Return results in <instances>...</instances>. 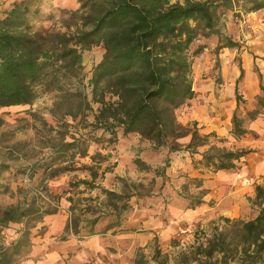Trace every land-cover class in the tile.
<instances>
[{"label": "trees", "instance_id": "trees-1", "mask_svg": "<svg viewBox=\"0 0 264 264\" xmlns=\"http://www.w3.org/2000/svg\"><path fill=\"white\" fill-rule=\"evenodd\" d=\"M37 3L38 0L15 2L0 19V110L31 106L40 93L61 91L62 80L79 76L82 52L100 46L104 53L91 72L89 85L93 101L99 104L95 123L109 138L107 147H102L104 153L97 151L89 157L84 140L72 137L70 142L64 138L49 141L50 151L44 162L37 161L11 173V180L19 174L31 181L40 172L37 182L29 187L19 185L14 192L1 181L2 172H9L10 167L0 164V194L16 197L13 204L0 205V264H18L29 255L33 240L45 233L44 217L57 214L62 198L69 203L62 241L69 236L84 239L114 234L121 228L132 209L128 201L133 195L128 189L140 196L139 186L125 182L124 191L116 193L96 183L109 170L101 165L111 157L117 132L122 137L136 135L155 151L183 150L191 158L199 154L201 160L194 163V168L214 173L237 169L240 160L252 152L211 145L209 138L224 140L213 132L200 134L196 123L181 125L175 111L194 97L192 62L204 49L197 42L214 37L216 53L222 49L239 50L240 44L222 33L221 18L237 9L245 14L257 12L264 9V0H184L182 4H170L169 0H78L79 8L69 14L72 23L65 22L66 32L32 31L30 16L37 13L33 8ZM255 70L260 94L255 97L253 109L247 110L241 108L244 100L237 88L244 74L239 68L230 130L235 139L249 132L250 122L264 118V75ZM87 109L89 103L83 100L64 115L76 120ZM4 124L0 118V131ZM186 138L187 143L179 142ZM202 147L208 149L200 153ZM76 157H88L91 164L78 165ZM134 163L140 170L148 169L140 159ZM73 172L86 173L89 179L70 180L60 195L53 194L49 181ZM192 181L201 188L202 180ZM80 185L86 191L99 189L104 199L82 196L85 192L78 190ZM253 190V198H248L258 209L253 219L221 217L227 227L220 230L214 226L211 235L204 234L202 239L195 233L193 245L180 253L176 264H264V183L255 184ZM205 193L201 189L191 197L189 208L201 205ZM10 224L20 228L6 242L4 232ZM39 225L40 231H34ZM150 260L154 264L168 263L154 248L150 258L137 252L133 264H152Z\"/></svg>", "mask_w": 264, "mask_h": 264}, {"label": "rangeland", "instance_id": "rangeland-1", "mask_svg": "<svg viewBox=\"0 0 264 264\" xmlns=\"http://www.w3.org/2000/svg\"><path fill=\"white\" fill-rule=\"evenodd\" d=\"M20 1L22 0H0V19L12 7L13 3ZM169 2L170 4H182L184 0H169ZM33 8L37 10V13L30 16L29 25L32 31L48 29L66 32L65 22L72 23L69 14L79 8V3L78 0H38L37 5H34ZM220 27L224 35L240 44V49H222L216 53V38L200 39L197 42V44L204 45V49L192 62L194 97L175 111L176 120L183 126L196 123L199 130L205 127L208 130L216 129L219 123H215L212 119L220 109H222V113L217 119L219 122H223L222 127L228 126L226 120L233 113L230 110L229 101L234 99V87L239 77V68L243 69L244 74L237 88L244 103H247L246 98L250 97L249 91L252 85L256 86L259 80L255 69L264 75V9L248 14L239 9L229 12L221 18ZM70 30L72 31V29ZM103 53L104 50L100 46L83 51L81 54L82 69L79 76L62 80L61 91L53 90L48 93H40L31 106H15L0 110V118L5 123L0 131V164L10 167L9 172H2L1 181L8 183L11 192H14L19 185L29 187L32 183L37 182L36 179L39 178L40 172L31 181L25 175L19 174L16 180H11V173L19 168L23 170L31 163L44 162L50 151L48 143L51 140L64 138L65 142H70L74 137L80 141L84 140L88 157L97 151L104 153L102 147H107L109 135L99 127V124L95 123L94 118L98 114L99 104L93 101L92 88L89 85L91 72L101 60ZM66 94L68 98H62ZM108 99L109 96L106 94L105 100ZM83 100L89 103L90 109L82 112L76 120L64 115L68 109H75L76 105ZM218 100L225 106H221V103L218 102L217 108H214V101ZM253 100L255 105V97ZM241 108L244 109V104ZM31 113H34V116ZM206 132L208 131H199L200 134H207ZM220 132L227 137L226 140L220 142L218 139L209 138V143L217 147L234 148V141L227 135V129L224 128ZM117 140L111 157L101 165L102 168L108 166L109 170L104 179L96 183L102 189L116 193L124 191L125 182L127 185L139 186L137 193L140 196H135L134 190L128 189L133 196L128 201L132 209L126 217L140 209L158 205L164 209L163 215H165L172 200L184 199L190 202L191 197L199 194L200 190L196 189L192 179L202 180V178L199 175L189 176L191 171L186 170L182 165L185 158L189 160L187 152L181 150L168 153L166 148L155 151L152 150L149 142L140 139V137L136 135L122 137L120 132H117ZM179 142L185 144L188 139H182ZM206 149L208 147H202L199 151ZM174 153L178 163L172 156ZM88 157L84 159L76 157L75 161L78 165H90ZM135 159L144 162L148 169L137 168L134 163ZM190 161L192 166L194 162H197L192 159ZM252 167L253 165L245 168L240 176L241 186L244 185V187L241 194L243 195L242 204L239 203L238 207L243 213V217L240 219L244 220L252 218L258 210L250 205L245 186L250 187L254 180L257 181L260 180V177H264V169L263 171L255 169L254 172H251ZM205 172L199 173L208 174L212 178V174ZM251 173L254 176L259 175L257 178L249 179ZM246 178L247 180H245ZM77 179H89V177L83 172H73L49 181L48 187L53 194L60 195L67 189L70 180L77 181ZM263 183L264 179L261 184ZM78 190L85 192L82 195L84 197L91 196L99 201L104 199L103 194L97 188L86 191L85 187L80 185ZM15 201L16 197L0 194V205L3 207L13 204ZM215 204L216 201L211 200L208 204L210 209L207 208L208 211L204 212L205 216L199 217V220H189L181 224L182 232H178L170 242L171 248L160 250V252L163 251L161 256L167 258V264H176L180 261V253L187 252L193 245L195 233L202 239L204 234L211 235L214 226L220 230L227 227L220 218L206 215L207 212H212ZM68 206L69 203L65 198H62L58 211L67 210ZM234 214L235 210L233 213H227L229 216ZM41 226L39 225L34 231H40ZM44 227L45 233L33 240L35 249H38L33 251H38L37 254L29 253L28 256L20 259L18 264H41L53 252L57 255L51 264H110L108 252L114 253V250L109 246L106 248V253L99 254L95 249L102 246V243L94 242L91 237L78 239L69 236L66 241H62L63 228L61 230L54 229L50 224H45ZM19 228L20 225L10 224L4 232L5 241L9 242L13 239ZM142 253L150 258L153 249L142 251Z\"/></svg>", "mask_w": 264, "mask_h": 264}, {"label": "crops", "instance_id": "crops-1", "mask_svg": "<svg viewBox=\"0 0 264 264\" xmlns=\"http://www.w3.org/2000/svg\"><path fill=\"white\" fill-rule=\"evenodd\" d=\"M247 62H249L248 59ZM259 94L260 89L258 80L256 86L252 85L249 91L250 97L246 98L247 103H244V108L247 110L253 109V97H256ZM218 102L221 103L219 100L214 101V108H217ZM222 105L225 106L221 103V106ZM229 106L230 110L234 111L236 108L235 99L229 101ZM221 111L222 109L218 110L217 114L214 115L212 119L215 123H219V126H217L216 129L208 130L207 127H205L199 131H208L206 132L207 134L213 132L218 136V138L226 140L227 137L220 132L222 129L226 128L227 135L234 141L235 149H246L251 150L252 152L240 160L237 164V169L229 171L222 170L215 173L205 168H194V164L192 166L191 163H189L191 162L190 160H197L198 162L201 160V156L199 154H195L191 158L187 152L186 155L189 156V160L185 158L182 165H184L186 170L191 171L189 176L199 175L202 178L201 188H196L200 191L201 189L206 190L205 195L202 197V204L194 208H189V201L184 199H179L177 201L172 200L170 205L167 207L165 215H163L164 209L161 208L160 205L146 207L128 215L125 222L116 233L91 237L94 242H97L98 244L102 243V246L95 249L96 252H99V254L106 253V248H108L107 246L114 250V253L108 252L110 255V264H133L137 252H146L151 249L154 250V248H157L158 250L171 248L170 242L175 238L178 232H182L181 224L186 223L189 220H199V217L205 216L204 212L208 211L207 208L210 209L208 204L211 200H215L216 204L215 208H212L211 213L207 212L206 215H209V217H222L230 220L240 219L243 217V213L242 211L240 212V208L238 207L239 203L242 204L241 199H243V195L241 194L244 187V185L241 186L240 182H242V180L240 179V176L241 172L245 168L251 167V165H253L251 172H254L253 170L255 169L257 171L260 169L263 171L264 169V118L258 117L256 120L250 122L247 125L249 132L243 137L235 139L230 135L231 118L233 113H231V117L229 116L226 120L228 126L222 127L223 122H219L217 119L218 116H220V113H222ZM199 152L202 153L203 151ZM172 156L175 159V162L178 163L179 161L177 160L176 154L174 153ZM201 171H206L205 173L212 174V178L208 174L199 173ZM258 175L254 176V174L251 173L248 178H257ZM259 179L260 180L257 181L254 180L252 186H245L248 193L247 196H249L248 198H253L254 185L261 184L264 177H260ZM245 180H247V178ZM236 183L238 184L236 185ZM234 210V215H227V213H233ZM257 212L258 210L250 219L240 220H251L257 215ZM67 218V210L62 209L58 211L57 214L45 216L42 225L45 226V224H50L51 228L61 230L64 228ZM36 249L35 245L32 246L30 253L36 255L38 251H33ZM56 255L57 253L55 252L49 254L48 257L41 262V264H51Z\"/></svg>", "mask_w": 264, "mask_h": 264}]
</instances>
